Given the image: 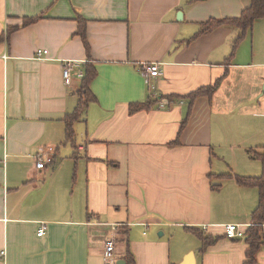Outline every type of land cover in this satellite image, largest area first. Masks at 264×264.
Listing matches in <instances>:
<instances>
[{"label": "crops", "instance_id": "1", "mask_svg": "<svg viewBox=\"0 0 264 264\" xmlns=\"http://www.w3.org/2000/svg\"><path fill=\"white\" fill-rule=\"evenodd\" d=\"M250 4L0 0V264H104L112 224L122 233L119 259L127 231L136 264L244 263L249 246L227 238L225 225L250 224L258 205V189L235 176L262 173L249 150L264 146V19L235 51V28L196 34L201 23L239 17ZM39 49L46 58H37ZM67 60L78 62L71 85ZM88 62L97 70L96 99L67 142L64 120L78 105V69ZM142 62L161 63L155 82L165 107L150 96ZM217 81L211 98L191 104L190 93ZM149 100L150 109L130 113ZM50 146L55 163L37 168L35 155ZM242 150L250 161H238ZM190 228L220 239L202 254Z\"/></svg>", "mask_w": 264, "mask_h": 264}, {"label": "trees", "instance_id": "2", "mask_svg": "<svg viewBox=\"0 0 264 264\" xmlns=\"http://www.w3.org/2000/svg\"><path fill=\"white\" fill-rule=\"evenodd\" d=\"M195 1H205V0H192V2ZM42 16H36V17H28L26 18L24 24H30L32 22H35ZM79 21L81 23L80 29L78 30V33L81 35L83 42L85 43V46L87 50H90L89 42L87 38V31H86V21L79 16ZM258 19H264V0H251V4L249 7L244 9L239 17H233V18H211L203 23H201V27L199 32L196 34H204L212 31L213 29L217 27H232L235 28L238 31V35L233 41V51L236 50V48L240 45V43L244 40V38L247 36V34L252 30L255 21ZM83 22V24H82ZM5 35H0V42L5 40ZM234 53V52H233ZM232 57V56H231ZM230 61L231 58H228ZM97 75V70L95 67V64L92 62H88L85 70L84 77L81 80V88L79 90V102L77 107L72 113H69L65 117V126H66V141L67 142H74L75 140V129L74 124L81 120L85 113L87 112L89 103L91 101H94L96 99L95 95L92 93L90 89V84L95 79ZM220 82L217 81L213 85L204 86L196 91L189 94V98H191V104L194 102L195 99H197L200 96H207L211 98L213 93L216 91L217 87L219 86ZM155 104L154 100H149L148 102L144 103H133L130 105V113H136L141 110H148ZM186 122L184 121L182 123L181 130L185 127ZM178 142H174V144H177ZM249 154L253 159H257L261 162L262 165V173L259 176H242V175H236L235 179L237 183L240 186L244 187H255L258 189L259 192V199H258V205L254 209L251 215V226L246 231V237L245 241L248 244V249L246 251V260L243 264H257V256L258 253L261 251V249L264 246V239H263V233H264V146L259 149H250ZM55 163V161L53 160ZM52 162V163H53ZM220 177L226 178V177H232L231 174H221ZM214 187L219 188L220 185H215ZM190 230L196 234L200 241H201V247L199 249L200 253L204 254L207 249L215 244L220 237H213L210 235H206L204 232L190 228ZM125 238L124 241L126 242V252L122 256V259L126 261V264H136L135 256L130 248L129 240L127 239V231L124 232Z\"/></svg>", "mask_w": 264, "mask_h": 264}, {"label": "built area", "instance_id": "3", "mask_svg": "<svg viewBox=\"0 0 264 264\" xmlns=\"http://www.w3.org/2000/svg\"><path fill=\"white\" fill-rule=\"evenodd\" d=\"M48 54V50L39 49L37 51V58L44 59ZM77 63L72 60H67L64 62V78L67 85H71L74 79L73 70L77 67ZM139 71L144 77L145 84L149 91L151 92V97L158 100L160 107H165L169 102L159 97L157 92L156 79L163 75V70L161 68V63L159 62H142L139 64ZM85 74L84 68L78 69V77L83 78ZM56 154V149L50 146L44 150H41L35 155L36 166L39 169H44L46 166L53 162ZM3 159L0 158V164ZM250 224H239V223H229L225 225V234L229 239H244L246 237L245 227H250ZM46 233V225L42 224L38 235L43 236ZM122 237V233L119 231L118 224L111 225V232L106 236L103 242V261L104 264H117L119 260V240ZM1 256H5V251L0 253Z\"/></svg>", "mask_w": 264, "mask_h": 264}, {"label": "rangeland", "instance_id": "4", "mask_svg": "<svg viewBox=\"0 0 264 264\" xmlns=\"http://www.w3.org/2000/svg\"><path fill=\"white\" fill-rule=\"evenodd\" d=\"M70 145H71V144L68 143V146H70ZM244 151H245V150H242V152L240 151V153H239V157L237 158L238 161H240V162H242V160H240L239 158H240L242 155H243V158H244L245 161H247V160L250 161V159H248L249 157L247 156V154H246ZM243 152H244V153H243ZM215 161H216V160H215ZM234 161H235V160H234ZM223 162H224V164H225L224 166L228 167V165H229V161H228V159H227V161L224 160ZM256 162H258V163L260 164V161L257 160ZM234 163H235V162H233V168H232V169L235 168ZM240 167H242V163H241ZM231 171H232V170L229 169L228 172H231ZM215 178H218V177H215ZM226 178L229 179L230 177H226ZM227 179H226V181H228ZM216 180H218V179H215V182H218V181H219V180H218V181H216ZM226 181H225V182H226ZM261 251H262V252L264 251V246H263V248L261 249Z\"/></svg>", "mask_w": 264, "mask_h": 264}, {"label": "water", "instance_id": "5", "mask_svg": "<svg viewBox=\"0 0 264 264\" xmlns=\"http://www.w3.org/2000/svg\"><path fill=\"white\" fill-rule=\"evenodd\" d=\"M263 93H264V85H263ZM117 264H126V261L124 260V259H119L118 261H117Z\"/></svg>", "mask_w": 264, "mask_h": 264}]
</instances>
